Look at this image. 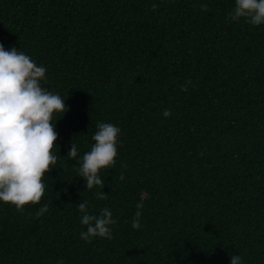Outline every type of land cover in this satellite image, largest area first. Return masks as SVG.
I'll list each match as a JSON object with an SVG mask.
<instances>
[{"label": "trees", "instance_id": "obj_1", "mask_svg": "<svg viewBox=\"0 0 264 264\" xmlns=\"http://www.w3.org/2000/svg\"><path fill=\"white\" fill-rule=\"evenodd\" d=\"M234 5L0 0V44L45 67L66 106L40 202H0V264H264V24L230 21ZM98 123L121 129L118 154L88 190L77 160ZM85 200L111 211L110 240L80 239Z\"/></svg>", "mask_w": 264, "mask_h": 264}, {"label": "clouds", "instance_id": "obj_2", "mask_svg": "<svg viewBox=\"0 0 264 264\" xmlns=\"http://www.w3.org/2000/svg\"><path fill=\"white\" fill-rule=\"evenodd\" d=\"M152 8L155 9L156 5L153 4ZM242 18L254 26L264 24V0H235L228 19L239 21ZM46 71L24 52L15 47L6 50L0 44V202L14 205L20 212L25 205L40 202L45 192L43 176L54 168L58 159L52 151L58 139L52 119L54 113L64 114L66 106L64 98L41 86ZM186 90V85L181 87V91ZM170 115V110L163 111L165 118ZM120 132L121 129L112 123H98L92 136L94 143L79 160L77 147L71 143L67 156L77 160V176L83 178L86 189L105 186L99 172L115 165ZM119 178L123 180L124 175ZM96 195L100 200L107 198L103 191ZM77 207L82 213L80 222L86 226V231L80 233L81 240L91 242L93 237L112 238L109 226L116 221L108 208L93 215L88 213V201L77 204ZM136 208L132 227L139 229V209L143 204L137 203ZM47 210L48 206L44 205L37 215ZM230 264H243L241 256L232 255Z\"/></svg>", "mask_w": 264, "mask_h": 264}]
</instances>
